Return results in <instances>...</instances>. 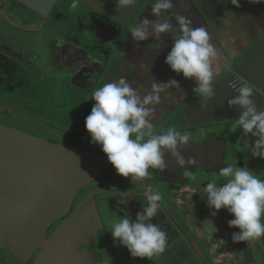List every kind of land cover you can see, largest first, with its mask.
Listing matches in <instances>:
<instances>
[{
  "label": "flooded vegetation",
  "instance_id": "1",
  "mask_svg": "<svg viewBox=\"0 0 264 264\" xmlns=\"http://www.w3.org/2000/svg\"><path fill=\"white\" fill-rule=\"evenodd\" d=\"M155 2L140 0L128 27L82 3L73 10V0H60L51 11L22 14L14 22L0 13V124L108 159L86 128L95 105L92 93L121 78L141 96L151 92L148 71L154 63L161 68L166 51H171L165 39L134 41L130 29L144 18L150 20ZM164 19L169 22L166 13ZM153 51L156 59L149 56ZM181 89L161 93L154 131L164 134L176 126L182 134H191L190 146L182 154L196 161L204 154L210 166H189L193 175L185 177V169L168 154L163 170L149 169L147 179L132 182L119 176L107 160L103 172L80 190L68 211L44 234L38 228L23 264H264V237L251 244L234 243L233 234L240 229L229 227V221L235 217L227 209L212 215L215 210L209 208L204 189L212 180L222 183L219 171L233 166L229 139L207 133L208 126L221 122L213 118V105L204 110L194 105L199 94ZM203 145L209 146L205 152ZM221 155L223 163L218 164L214 159ZM236 160L234 167L245 168L243 156ZM254 174L264 181V169ZM149 188L163 196L152 222L168 240L166 251L151 261L133 259L111 233L114 220L135 221L148 206ZM90 209L98 215H83ZM0 264L20 263L0 250Z\"/></svg>",
  "mask_w": 264,
  "mask_h": 264
},
{
  "label": "clouds",
  "instance_id": "2",
  "mask_svg": "<svg viewBox=\"0 0 264 264\" xmlns=\"http://www.w3.org/2000/svg\"><path fill=\"white\" fill-rule=\"evenodd\" d=\"M115 3L117 12H122L136 7L138 0H115ZM232 3L240 7V0H232ZM79 5L80 0H73L71 9L76 10ZM174 8L173 0H156L151 10L155 19L144 18L141 24L131 27L132 39L148 41L170 33L173 25L164 19V14ZM174 18L181 35L174 38L166 63L176 74H183L184 79L195 81L193 91L203 97L201 107L207 110L208 102L215 99L212 82L219 71L216 67L219 52L206 28L193 27L191 20L179 14ZM173 87L181 89L175 79L155 83L151 92L141 96L126 79L121 78L92 93L95 105L86 119V128L92 143L102 147L119 176L131 178L132 182L144 181L150 176L149 169L163 170L166 167L165 156L168 154L185 169V177L193 175L189 166L196 165L197 161L182 154V149L190 146L191 134H182L176 126L164 134H156L152 123L155 106L161 103V93ZM230 87L238 92V96L229 100V107L241 109V115L232 124V131L242 129L243 136L249 138L247 146L252 155L264 159V111H259L256 106L254 89L248 84L236 87L233 83ZM253 137L256 138L254 143ZM219 177L222 183L212 180L204 189L209 208L215 210L212 215L227 209L235 217L229 221V227L240 229L239 233L233 234L234 243L251 244L260 240L264 237V223L261 222L264 218V181L247 167H223ZM148 192V206L137 214L135 221L128 217L114 220L111 233L117 246L126 247L133 259L151 261L166 251L168 240L167 233L152 222L163 196L151 188Z\"/></svg>",
  "mask_w": 264,
  "mask_h": 264
},
{
  "label": "water",
  "instance_id": "3",
  "mask_svg": "<svg viewBox=\"0 0 264 264\" xmlns=\"http://www.w3.org/2000/svg\"><path fill=\"white\" fill-rule=\"evenodd\" d=\"M59 1L3 0L1 13L14 22L22 14L51 11ZM80 3L125 27L132 24L141 6L138 0L136 7L117 12L115 0H80ZM220 76L213 86L216 99L208 102L223 106L218 110V121L235 118L229 117L228 102L229 94L232 99L238 96L230 87L237 77L253 87L256 106L264 111V37L241 60L228 61ZM203 103V97L195 102ZM236 109L241 114V109ZM208 147L203 145L201 151ZM222 155L214 159L218 164L223 163ZM107 160L103 155L56 144L0 124V250L8 251L20 264L26 262L23 258L30 256L38 228L44 234L56 218L68 211L80 190L103 172ZM196 165L208 167L209 159L203 154ZM96 214L90 209L83 215Z\"/></svg>",
  "mask_w": 264,
  "mask_h": 264
},
{
  "label": "crops",
  "instance_id": "4",
  "mask_svg": "<svg viewBox=\"0 0 264 264\" xmlns=\"http://www.w3.org/2000/svg\"><path fill=\"white\" fill-rule=\"evenodd\" d=\"M2 3L3 0H0V13ZM173 3L175 8L166 13L169 23L173 25L172 31L163 34L160 39L167 41L168 49L171 51L174 38L181 35L179 25L174 18L176 14L187 17L195 28H206L212 37L211 42L219 52L216 62L219 71L213 79V86L221 79V70L228 61L238 62L264 37V2L253 3L250 0H240V7H235L232 0H173ZM153 18L155 19L151 15L150 20H154ZM157 40L159 39L153 37L149 41L154 43ZM168 54L169 52L166 51L164 59H167ZM149 56L156 59L157 53L153 51ZM148 74L146 83L151 90L155 83L178 80V77L181 80V88L185 89L187 94L193 92V88L196 87L194 80H186L183 74H176L166 62L161 68L154 63ZM231 99L232 95L229 94V100ZM213 107V118L217 120L218 110L223 106L216 103ZM240 115L237 109L229 107V117H235L230 121H234Z\"/></svg>",
  "mask_w": 264,
  "mask_h": 264
},
{
  "label": "rangeland",
  "instance_id": "5",
  "mask_svg": "<svg viewBox=\"0 0 264 264\" xmlns=\"http://www.w3.org/2000/svg\"><path fill=\"white\" fill-rule=\"evenodd\" d=\"M233 122L230 120L221 121L218 124L210 125L207 127V133H215L218 136L228 138L230 145V162L235 166L236 159L239 156H243V161L245 167L252 168L256 171H260L264 169V159H258L254 157L249 149L248 145V137L243 136L242 129H238L237 131H232ZM253 143L256 138H251Z\"/></svg>",
  "mask_w": 264,
  "mask_h": 264
},
{
  "label": "built area",
  "instance_id": "6",
  "mask_svg": "<svg viewBox=\"0 0 264 264\" xmlns=\"http://www.w3.org/2000/svg\"><path fill=\"white\" fill-rule=\"evenodd\" d=\"M233 83L236 84V87H241V86H243L244 84H248V83H246L244 80H242V79L239 78V77L235 78V80H234L231 84H233ZM231 84H230V85H231ZM248 85H249V84H248ZM231 89L235 91L234 88L231 87ZM237 93H238V92H237Z\"/></svg>",
  "mask_w": 264,
  "mask_h": 264
}]
</instances>
